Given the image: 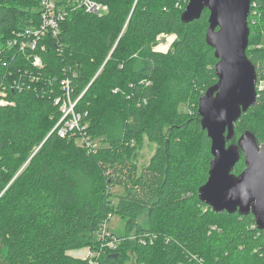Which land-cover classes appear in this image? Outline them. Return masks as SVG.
I'll return each mask as SVG.
<instances>
[{
    "label": "trees",
    "instance_id": "obj_1",
    "mask_svg": "<svg viewBox=\"0 0 264 264\" xmlns=\"http://www.w3.org/2000/svg\"><path fill=\"white\" fill-rule=\"evenodd\" d=\"M41 1L0 0V88L14 80L22 87L9 89L13 103L0 107V264H92L69 252L100 250L98 231L110 214L125 221V232L97 264H124L127 253L143 264H264L254 216L215 213L198 197L213 159L198 117L200 98L217 82L206 42L210 12L184 24L189 0H97L109 7L103 17L59 0L68 15L57 36L40 41L37 69L6 46L40 24ZM248 21L247 55L260 82L264 0H252ZM161 34L176 35L168 54L154 51ZM65 81L73 101L82 95L75 111L93 144L111 133L100 145L89 149L55 130ZM258 96L233 143L246 131L264 142V89ZM143 134L158 149L139 172ZM245 168L242 155L234 173ZM120 186L125 194L116 200Z\"/></svg>",
    "mask_w": 264,
    "mask_h": 264
},
{
    "label": "water",
    "instance_id": "obj_2",
    "mask_svg": "<svg viewBox=\"0 0 264 264\" xmlns=\"http://www.w3.org/2000/svg\"><path fill=\"white\" fill-rule=\"evenodd\" d=\"M252 0H189L181 15L184 24L210 12L206 42L218 60L217 82L199 100L198 117L211 140L212 161L200 201L215 213L253 215L264 239V142L246 131L236 143L235 126L258 101V74L247 55ZM246 168L236 175L242 159Z\"/></svg>",
    "mask_w": 264,
    "mask_h": 264
},
{
    "label": "built area",
    "instance_id": "obj_3",
    "mask_svg": "<svg viewBox=\"0 0 264 264\" xmlns=\"http://www.w3.org/2000/svg\"><path fill=\"white\" fill-rule=\"evenodd\" d=\"M68 6H71L74 10L81 9L88 14L103 17L108 11L109 7L97 0H69ZM67 5H59V0H42L40 5L41 22L39 25L29 27L25 31H21L16 34L15 39L8 42L6 48L8 50H14L15 48L20 51L28 62L37 69L44 67V62L41 56L36 52L39 49V43L42 39L48 35L57 36L60 33L61 24L65 21L68 11ZM168 34H162L159 37V41L165 39ZM0 56L2 50L0 48ZM44 49V48H43ZM33 81L35 78L32 79ZM63 88L65 89V96L57 98L55 104L60 106L63 113V117L56 125L58 135L61 138L74 137L81 145L87 148L95 147L93 142L84 131L85 126L81 124L80 115L76 114L75 107L82 97V95L73 101L71 98V91L69 89V81H65ZM22 88L20 84L14 80L12 84H4L0 88V107L12 105V101L8 98V90ZM264 89V81L257 83V90ZM113 215H109L107 219L101 224L98 231V238L101 241L100 250L90 249L88 256L85 259H89L92 264H97V258L107 247L115 249L121 239L116 234L112 233L109 228V223L113 219Z\"/></svg>",
    "mask_w": 264,
    "mask_h": 264
},
{
    "label": "rangeland",
    "instance_id": "obj_4",
    "mask_svg": "<svg viewBox=\"0 0 264 264\" xmlns=\"http://www.w3.org/2000/svg\"><path fill=\"white\" fill-rule=\"evenodd\" d=\"M175 39H176V35L168 34L165 39L160 41V43L154 49V51L161 53V54H168L170 51L173 50L172 46H173ZM259 42H260V46L264 47V29L260 36ZM180 111L185 112V113H192L188 104H182L180 106ZM116 125H118V122H116ZM111 129H112V133H120V130L117 127H112ZM107 137L110 138L111 133L109 135H104L101 139H99L100 141L98 140L94 141V146L95 144L100 145L102 141H104ZM157 149H158V144L154 142L153 140H151L147 134H143V136L141 137V140L138 143V147H137L138 158L136 160V163H137L139 172L143 168L148 166L152 156L155 154ZM124 194H125L124 187L120 186V187H115L113 189V195L115 196L116 200L120 195H124ZM144 221H145V217L140 218L139 225H142ZM109 228L112 233L116 234L117 236H121L125 232V221L121 219L120 217H117L114 215L113 219L109 223ZM132 238L134 239V236H132ZM89 252H90L89 248H84L80 250H74L69 253L73 257L85 259L88 256ZM124 264H143V263L142 261L137 260V258L133 254L127 253V258Z\"/></svg>",
    "mask_w": 264,
    "mask_h": 264
}]
</instances>
